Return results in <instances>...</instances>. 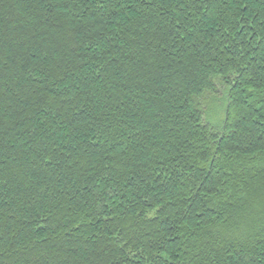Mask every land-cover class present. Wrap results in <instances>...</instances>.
I'll return each mask as SVG.
<instances>
[{
	"label": "trees",
	"instance_id": "trees-1",
	"mask_svg": "<svg viewBox=\"0 0 264 264\" xmlns=\"http://www.w3.org/2000/svg\"><path fill=\"white\" fill-rule=\"evenodd\" d=\"M0 264H264V0H0Z\"/></svg>",
	"mask_w": 264,
	"mask_h": 264
}]
</instances>
